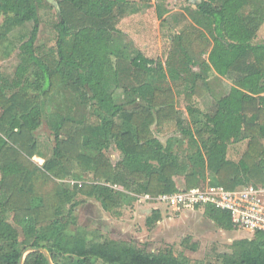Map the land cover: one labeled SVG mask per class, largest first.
I'll list each match as a JSON object with an SVG mask.
<instances>
[{
	"label": "trees",
	"instance_id": "obj_1",
	"mask_svg": "<svg viewBox=\"0 0 264 264\" xmlns=\"http://www.w3.org/2000/svg\"><path fill=\"white\" fill-rule=\"evenodd\" d=\"M45 5L55 10L56 42L38 55V14ZM135 7L125 0H0V47L13 45L10 35L32 24L27 38L17 41L19 63L10 83L0 85V264H18L30 247L46 250L52 264H191L171 250L152 253L88 238L72 229L74 200L93 198L117 213L145 195L179 193V179L183 190L264 186V95L232 89L203 112L193 98L204 97L198 96L204 78L196 73L178 81L170 73L173 87H185V121L171 87L162 85L161 64L129 49L118 32ZM190 16L193 24L172 36L185 67L207 65L234 86L264 93V42L255 43L264 28V0H201ZM71 101L85 110L83 119L68 116ZM42 121L53 136L49 158L34 135ZM170 126L175 134L161 141L157 135ZM240 144L239 160H229V148ZM111 149L119 154L114 164ZM88 173L89 185L64 184ZM193 211L222 231H239L224 210L197 205ZM160 219L152 210L146 225ZM188 240L182 246L196 252ZM22 264L49 263L35 251ZM209 264H264V232L238 237Z\"/></svg>",
	"mask_w": 264,
	"mask_h": 264
},
{
	"label": "rangeland",
	"instance_id": "obj_2",
	"mask_svg": "<svg viewBox=\"0 0 264 264\" xmlns=\"http://www.w3.org/2000/svg\"><path fill=\"white\" fill-rule=\"evenodd\" d=\"M125 1L136 6L137 11L128 12L117 25L123 41L127 42L129 49L138 50L145 57L161 64V71L166 76V80L163 81L162 85L167 86V88L171 87L176 96V108L187 122L189 116L184 102L185 87L182 84L173 87L169 74L177 75L178 81L182 78H189V76L196 73L200 74L205 80V85L198 92V96L203 95L204 97L193 98V101L196 108L206 112V108L210 103L223 95V92L222 94L219 92L221 89L219 91L214 89L221 88V85H218L221 84V81L219 82V77L207 65H202V67L186 66V68L183 57H180L182 55L176 49L175 44H172V36L180 33L186 26L193 24L190 15L196 10V5L199 4L190 0H150L148 6H143L139 3V0ZM38 15L40 23L36 45L40 49L36 50V54L40 55L51 48H55L56 36L52 26L56 19L55 10L49 5L42 6ZM31 28L32 24H28L15 30L10 35L13 45L9 44L6 49L3 46L0 47V85L6 80L10 83V77L14 75V70L19 63L17 59V41L21 35L25 36L24 39H26ZM262 42H264V28L259 30L255 40V43ZM203 59L206 62L207 55H204ZM224 80L226 86L231 84V81ZM190 83L187 80L186 88L188 87V91H190L189 86L192 85ZM10 90L17 89L11 88ZM224 90L227 91V87ZM66 96L63 95L64 98ZM68 108V116L76 120L84 118L85 110L76 108L74 101H71ZM152 130L155 132L156 128L152 127ZM174 134L175 128L170 126L163 129L157 137L164 142L167 136H173ZM34 135L39 143V151L49 158L54 142L45 122L42 121L41 126ZM237 146L230 147L227 154L228 159L234 162L239 160L243 151V145ZM107 156L113 164L119 159V154L113 149L107 152ZM36 160L34 159L35 162H38ZM91 181L92 174L88 173L87 176L70 179L64 184L71 188L72 185L79 183L89 185ZM177 184L179 189L183 190L180 179L177 180ZM74 202L78 205L74 211L75 226L72 229H82L88 238L97 240L108 238L124 241L152 253L171 250L176 256L187 257L191 264H209L214 261L216 254L227 252L228 245L233 240L238 237L252 236L243 231H222L205 219L200 212L175 211L173 206L157 201H154L153 204L147 203L142 198H136L131 205L119 208L115 211L117 213L104 211L98 201L86 196L76 197ZM154 208L159 210L161 219L155 225L149 227L146 225V220L151 216V211L155 210ZM186 238L189 239L188 245H197L196 252H191L182 246V242Z\"/></svg>",
	"mask_w": 264,
	"mask_h": 264
},
{
	"label": "built area",
	"instance_id": "obj_3",
	"mask_svg": "<svg viewBox=\"0 0 264 264\" xmlns=\"http://www.w3.org/2000/svg\"><path fill=\"white\" fill-rule=\"evenodd\" d=\"M141 198L173 206L176 211L193 210L197 205H211L228 212L232 224L240 232L251 235L264 232V186L250 184L233 191L220 186L193 187L175 194L155 198L145 195Z\"/></svg>",
	"mask_w": 264,
	"mask_h": 264
},
{
	"label": "crops",
	"instance_id": "obj_4",
	"mask_svg": "<svg viewBox=\"0 0 264 264\" xmlns=\"http://www.w3.org/2000/svg\"><path fill=\"white\" fill-rule=\"evenodd\" d=\"M216 75V74H215ZM217 76V75H216ZM217 77H219V76H217ZM221 81V84H218V85H221V88H214L215 90H217V91H219L220 89H221V91H219L221 94H222V92H223V95H221V96H217L218 98L217 99H219V98H221V97H224V96H226L228 93H230L231 91H232V89H235V90H238V91H240V92H242V93H245V94H248V95H250V96H252V97H254V98H257V97H259V96H263L264 95V93H261V94H253V93H251V92H249V91H247V90H245V89H242V88H240V87H238V86H234L232 83L231 84H228V86H226L225 85V80H224V78H222V77H219V82ZM222 87H227V91L226 90H224L225 88H222ZM224 90V91H223ZM258 90L259 89H254V91H255V93H258ZM225 92H227V93H225ZM211 93V92H210ZM225 93V94H224ZM34 159H37L36 161H38L37 163H39V164H42L43 163V159H40V158H34ZM33 159V160H34ZM176 211V210H175ZM179 211V210H178ZM181 211H183V210H181ZM186 213L188 212H195V211H193V210H189V209H185L184 210Z\"/></svg>",
	"mask_w": 264,
	"mask_h": 264
},
{
	"label": "water",
	"instance_id": "obj_5",
	"mask_svg": "<svg viewBox=\"0 0 264 264\" xmlns=\"http://www.w3.org/2000/svg\"><path fill=\"white\" fill-rule=\"evenodd\" d=\"M190 1H193L196 4H200L201 3V0H190ZM35 251H38V252L42 253L43 256L45 257V259L48 261V263L49 264H52L51 261H50L49 255H48V253H47L46 250L41 249V248H33V247L27 248L23 252V254H22V256H21L18 264H22L23 263V259H24V257H25L26 254L31 253V252H35Z\"/></svg>",
	"mask_w": 264,
	"mask_h": 264
}]
</instances>
